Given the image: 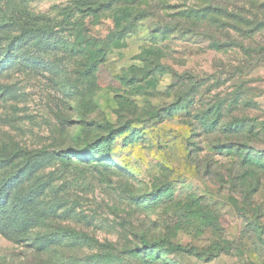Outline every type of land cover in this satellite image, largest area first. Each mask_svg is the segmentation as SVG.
Segmentation results:
<instances>
[{
	"label": "rangeland",
	"instance_id": "obj_1",
	"mask_svg": "<svg viewBox=\"0 0 264 264\" xmlns=\"http://www.w3.org/2000/svg\"><path fill=\"white\" fill-rule=\"evenodd\" d=\"M142 238L264 264V0H0V264Z\"/></svg>",
	"mask_w": 264,
	"mask_h": 264
},
{
	"label": "trees",
	"instance_id": "obj_2",
	"mask_svg": "<svg viewBox=\"0 0 264 264\" xmlns=\"http://www.w3.org/2000/svg\"><path fill=\"white\" fill-rule=\"evenodd\" d=\"M88 149V147L84 148ZM142 246L135 247L134 249L131 250V256L135 258L137 261L141 260V263L144 264H158V256H151L152 252H149V249L154 248L157 245H163L166 249L167 252L169 253H176V252H190L194 253L196 252V248L191 245H184V244H171L167 242L164 239H160L157 241H152L149 242L146 239L142 238L141 239ZM119 261V263L123 262V259L120 257H115V259H108L106 260V264H110V261L114 260Z\"/></svg>",
	"mask_w": 264,
	"mask_h": 264
}]
</instances>
